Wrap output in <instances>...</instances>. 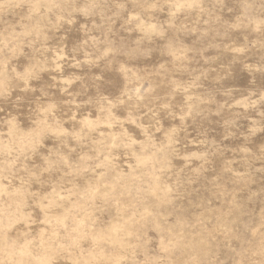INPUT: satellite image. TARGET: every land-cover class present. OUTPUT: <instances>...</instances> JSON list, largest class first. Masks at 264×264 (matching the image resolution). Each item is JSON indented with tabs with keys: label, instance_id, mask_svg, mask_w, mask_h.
Wrapping results in <instances>:
<instances>
[{
	"label": "rangeland",
	"instance_id": "374dc122",
	"mask_svg": "<svg viewBox=\"0 0 264 264\" xmlns=\"http://www.w3.org/2000/svg\"><path fill=\"white\" fill-rule=\"evenodd\" d=\"M0 264H264V0H0Z\"/></svg>",
	"mask_w": 264,
	"mask_h": 264
}]
</instances>
